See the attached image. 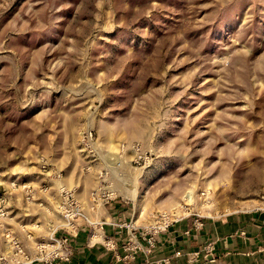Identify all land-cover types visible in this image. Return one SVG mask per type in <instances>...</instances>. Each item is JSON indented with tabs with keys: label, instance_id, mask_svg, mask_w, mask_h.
<instances>
[{
	"label": "rangeland",
	"instance_id": "374dc122",
	"mask_svg": "<svg viewBox=\"0 0 264 264\" xmlns=\"http://www.w3.org/2000/svg\"><path fill=\"white\" fill-rule=\"evenodd\" d=\"M256 212L264 0H0V256L8 229L70 262L87 223L117 261L200 264L209 221Z\"/></svg>",
	"mask_w": 264,
	"mask_h": 264
},
{
	"label": "crops",
	"instance_id": "0c3cea01",
	"mask_svg": "<svg viewBox=\"0 0 264 264\" xmlns=\"http://www.w3.org/2000/svg\"><path fill=\"white\" fill-rule=\"evenodd\" d=\"M114 206L115 210L121 208L116 204ZM113 214L114 212H104L98 219L109 220ZM87 232V223H83L79 228V235L74 239L77 243L76 253L70 262L54 260L50 263L37 261L32 264H159V261L168 255L173 264H185V259H182L184 257H179L177 252L185 254L190 245L186 244L187 239L178 246H161L159 243L153 253L140 251L135 261L124 263L114 259L112 253L116 252L115 250L110 251L103 244L93 241ZM209 233L213 241L212 256L210 260H203L200 264H264V212L245 213L240 217L209 221ZM253 240L255 242H252Z\"/></svg>",
	"mask_w": 264,
	"mask_h": 264
},
{
	"label": "built area",
	"instance_id": "2783aa9c",
	"mask_svg": "<svg viewBox=\"0 0 264 264\" xmlns=\"http://www.w3.org/2000/svg\"><path fill=\"white\" fill-rule=\"evenodd\" d=\"M263 209V208H262ZM70 214H67V216ZM5 216V213H1V218ZM66 216V218H67ZM6 237L8 239V244L12 247L11 255L12 259L7 258L6 256H0V264H31L35 262L36 260H42L43 256L40 257H29L25 254L24 248L19 244L16 237L8 230L6 229ZM52 245L50 247V256L49 259H45L46 262H52L55 258H64L66 260H69V255L72 253V251L69 249V239L67 237L64 238H57L54 237V235L51 237ZM210 248H212V245H210ZM24 254V258H21L20 256ZM198 255V252L196 253ZM197 256H195L196 258ZM159 264H172L170 258H164L161 261H159Z\"/></svg>",
	"mask_w": 264,
	"mask_h": 264
},
{
	"label": "bare ground",
	"instance_id": "6f19581e",
	"mask_svg": "<svg viewBox=\"0 0 264 264\" xmlns=\"http://www.w3.org/2000/svg\"><path fill=\"white\" fill-rule=\"evenodd\" d=\"M66 218V217H65ZM67 220V219H66ZM69 222V221H68ZM64 225V224H63Z\"/></svg>",
	"mask_w": 264,
	"mask_h": 264
}]
</instances>
